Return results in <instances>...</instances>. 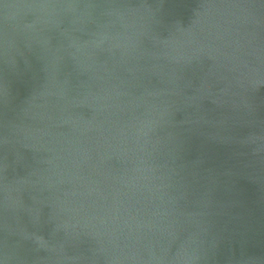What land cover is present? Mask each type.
Here are the masks:
<instances>
[{
    "label": "water",
    "instance_id": "95a60500",
    "mask_svg": "<svg viewBox=\"0 0 264 264\" xmlns=\"http://www.w3.org/2000/svg\"><path fill=\"white\" fill-rule=\"evenodd\" d=\"M0 264H264V0H0Z\"/></svg>",
    "mask_w": 264,
    "mask_h": 264
}]
</instances>
